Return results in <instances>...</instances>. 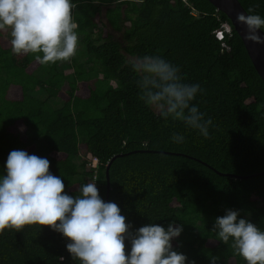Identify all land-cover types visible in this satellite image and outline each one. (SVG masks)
Returning <instances> with one entry per match:
<instances>
[{
    "label": "trees",
    "instance_id": "obj_1",
    "mask_svg": "<svg viewBox=\"0 0 264 264\" xmlns=\"http://www.w3.org/2000/svg\"><path fill=\"white\" fill-rule=\"evenodd\" d=\"M238 1L248 14L264 18V0ZM72 3L84 49L71 58L69 70L62 61L40 65L34 54H13L3 38L7 31H0V176L10 151L23 150L47 158L67 194L95 183L105 202V167L119 155L108 169L106 202L118 205L130 231L174 222L183 230L171 243L186 264H210L212 257L217 264H245L212 228L231 209L264 231V82L233 28L223 36L228 49L215 38L229 20L208 0ZM145 54L179 66L185 83L200 86L193 103L212 120L209 138L163 120L139 99L129 61ZM83 56L81 63L77 57ZM33 63L37 67L28 72ZM10 87L19 89V99L7 98ZM174 133L184 142H173ZM80 150L96 160L95 168L85 158L75 162ZM67 243L47 226L6 229L0 264H80ZM125 247L127 254V240Z\"/></svg>",
    "mask_w": 264,
    "mask_h": 264
},
{
    "label": "clouds",
    "instance_id": "obj_2",
    "mask_svg": "<svg viewBox=\"0 0 264 264\" xmlns=\"http://www.w3.org/2000/svg\"><path fill=\"white\" fill-rule=\"evenodd\" d=\"M74 8L72 0H0V31L9 33L15 55L34 54L40 65L66 62L76 55L78 46ZM236 19L245 27V40L264 43L258 34L264 29V18L238 13ZM129 64L145 106L155 109L163 120L181 122L209 138L212 120L205 119L193 103L202 89L185 83L179 66L147 54L132 58ZM171 140L183 143L184 136L174 133ZM91 162L96 164L93 158ZM49 167L47 158L10 151L6 174L0 176V234L6 229L20 232L28 225L47 226L67 238L66 250L80 264H186L187 257L173 250L171 243L180 236L182 225L174 227L172 222L165 228L149 223L130 231L132 226L118 205L104 202L95 183L82 184L77 195H69L63 180ZM238 216V210H226L215 219L212 231L224 244L231 242L233 253L245 264H264V231ZM126 240L130 243L127 254ZM217 259L212 257L210 264H217Z\"/></svg>",
    "mask_w": 264,
    "mask_h": 264
},
{
    "label": "water",
    "instance_id": "obj_3",
    "mask_svg": "<svg viewBox=\"0 0 264 264\" xmlns=\"http://www.w3.org/2000/svg\"><path fill=\"white\" fill-rule=\"evenodd\" d=\"M210 4H212L215 9L222 14L226 16V18L229 20L232 28L240 38L246 53L253 65V68L255 69L258 76L261 78V80L264 82V43L256 44L250 41H247L244 39L245 34V27L237 22V14L243 13L245 15H248V13L245 11V9L242 7V5L239 3L238 0H208ZM258 34L261 37H264V31L258 30ZM119 155H115L111 158V160L107 163L105 167V180H106V195H105V202L108 198L109 193V176H108V169L112 161ZM264 172L260 173L263 174ZM219 175H222L219 173ZM258 174H253L250 176H235V175H229L230 177H233L235 179H247L253 176H256Z\"/></svg>",
    "mask_w": 264,
    "mask_h": 264
},
{
    "label": "rangeland",
    "instance_id": "obj_4",
    "mask_svg": "<svg viewBox=\"0 0 264 264\" xmlns=\"http://www.w3.org/2000/svg\"><path fill=\"white\" fill-rule=\"evenodd\" d=\"M112 34H113V38H115V39H117L118 40V38H120L119 36H120V34H118V33H113V32H111ZM3 38L6 40V42H9L10 43V35H9V33L7 32V33H5L4 34V36H3ZM78 39H80V38H78ZM7 46H8V44H7ZM10 46V48H11V44L9 45ZM82 45H78L77 46V50H83L84 48H82L81 47ZM12 51V50H11ZM77 59H78V61L79 62H81V63H84V61H85V56H83V57H81V58H79V57H77ZM71 60V59H70ZM70 60L69 61H62L61 63H60V67L63 69V70H69V68H70ZM37 67V63H33V64H31V66L27 69L28 70V72H32V71H34V69ZM66 88V87H65ZM7 98H11V99H19L20 98V92H19V89L17 88V87H10L9 88V91H8V94H7ZM58 103H60L59 101H57ZM19 129L21 130V132H20V138L22 139V140H25V132H24V129H22V127H19ZM10 131H12V132H14L15 130H13V129H9ZM83 158H85V160H89L90 162H91V157H89L88 156V154H86L85 152H84V150H80V156H79V158H77L76 160H75V162L76 163H78L81 159H83ZM92 163V162H91ZM90 163V164H91Z\"/></svg>",
    "mask_w": 264,
    "mask_h": 264
},
{
    "label": "built area",
    "instance_id": "obj_5",
    "mask_svg": "<svg viewBox=\"0 0 264 264\" xmlns=\"http://www.w3.org/2000/svg\"><path fill=\"white\" fill-rule=\"evenodd\" d=\"M231 25L228 22H223L220 26V29L215 32V38L222 43V46L226 47V44L223 42L224 34L229 35L231 33ZM227 48V47H226ZM228 49V48H227ZM91 168H95L96 164L95 162L91 163L90 165Z\"/></svg>",
    "mask_w": 264,
    "mask_h": 264
}]
</instances>
